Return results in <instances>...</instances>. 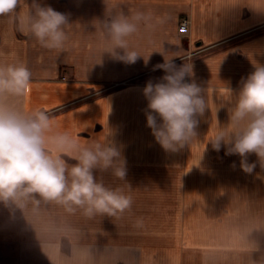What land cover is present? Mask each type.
<instances>
[{
  "label": "crops",
  "instance_id": "crops-1",
  "mask_svg": "<svg viewBox=\"0 0 264 264\" xmlns=\"http://www.w3.org/2000/svg\"><path fill=\"white\" fill-rule=\"evenodd\" d=\"M42 2L69 16L67 40L61 50L44 48L21 30L27 4L11 18L0 17V64L22 62L32 73L30 91L19 99L25 111H45L54 131L67 132L81 144L104 142L110 136L126 160L125 180L186 177L192 167H199L195 164L217 155L209 142L221 127L229 126L228 115L242 78L254 70L253 64H264V0ZM138 12L151 15L152 27L141 22L138 31L127 38L129 50L141 57L126 64L107 53L112 45L101 20ZM181 17L189 19L184 32L179 30ZM164 58H173L177 66L193 65L208 108L199 118L198 136L174 153L156 143L145 115L143 88L165 74L162 69L153 70ZM248 159L251 163L257 157L253 154ZM226 161L239 162V157L231 155ZM254 175L264 179L259 164ZM104 180L111 187L137 194L111 174H105ZM247 193L254 192L248 187ZM243 205L240 212L229 208L220 225L204 221L201 211L197 212L200 218L194 219L188 236L190 260L176 251L155 256L153 247L138 244L140 238L146 242L153 238L147 233L150 229L139 225L146 220L132 218L130 211L115 217H88L80 210L68 213L55 202L42 203L31 217L33 230L0 211V264H105L107 253L117 263L125 253L129 264H264V203ZM124 234L128 240L122 243ZM77 243L88 245L80 248Z\"/></svg>",
  "mask_w": 264,
  "mask_h": 264
},
{
  "label": "clouds",
  "instance_id": "clouds-1",
  "mask_svg": "<svg viewBox=\"0 0 264 264\" xmlns=\"http://www.w3.org/2000/svg\"><path fill=\"white\" fill-rule=\"evenodd\" d=\"M22 4H27L29 11L21 19V30L44 48L63 49L68 14L42 0L30 4L27 0H0V17L17 15ZM141 22L152 27L151 15L138 12L101 20L112 45L107 53L134 64L141 56L129 50L127 38L138 31ZM155 69L165 74L157 82L149 80L143 88L147 127L165 152H178L198 136L199 118L208 109L204 88L195 79L193 65L177 66L173 58H164ZM253 69L242 78L228 115L229 126L221 127L209 142L217 152L223 147L225 155L238 156L239 169L247 175L253 174L257 164L264 169V64H253ZM31 77L22 62L0 64V211L33 230L31 217L42 203L55 202L68 213L80 210L88 217H115L130 209L131 196L104 180L105 174L125 180L121 148L110 136L104 142L81 144L67 132L54 131L45 111H25L19 99L30 91ZM252 154L257 160L250 163ZM231 166L235 168V162Z\"/></svg>",
  "mask_w": 264,
  "mask_h": 264
},
{
  "label": "rangeland",
  "instance_id": "rangeland-1",
  "mask_svg": "<svg viewBox=\"0 0 264 264\" xmlns=\"http://www.w3.org/2000/svg\"><path fill=\"white\" fill-rule=\"evenodd\" d=\"M222 148L217 155L209 156L210 160L195 164L199 167H192L186 177L171 175L168 178L139 177L135 179V182L132 178L123 180V187H133L137 193L132 195V191L124 192L132 198L131 208L125 212L130 211L128 215L134 219L146 220L139 225L143 229H150L147 233L151 239L153 238L151 242L140 238L138 244H148V248L151 249L153 247L155 256L161 254L162 251H176L183 252L186 259L190 260L192 257L187 249L190 244L188 236L191 234L194 219L200 218L196 215L197 212L201 211L204 221L220 225L223 224V219L227 217L230 209L237 210L238 208L236 212H240L243 203L245 208L248 202L254 206L264 203V179L255 176L254 172L251 175L243 174L237 161H234L236 167L233 168L231 166L233 162L226 161L228 155H225ZM228 163L230 164L227 165ZM259 179L262 180L260 185L258 184ZM259 186L262 193L257 194ZM248 187L251 192H254L253 194L248 195ZM194 208L197 210H192ZM124 216L127 215L124 213ZM123 233L127 234V232ZM126 234L122 237V243L128 240H126ZM167 234L168 240L165 241L163 237ZM236 240L238 239L234 241ZM77 245L81 248L88 243L84 245L77 243ZM129 250V248H124L123 251ZM123 254L125 253H122L121 261L118 260L117 263V260L114 261L113 257L107 253L105 264H129L126 262L129 256L127 259Z\"/></svg>",
  "mask_w": 264,
  "mask_h": 264
},
{
  "label": "built area",
  "instance_id": "built-area-1",
  "mask_svg": "<svg viewBox=\"0 0 264 264\" xmlns=\"http://www.w3.org/2000/svg\"><path fill=\"white\" fill-rule=\"evenodd\" d=\"M188 26H189V19L187 17H181L179 21V30L181 32H184L187 30Z\"/></svg>",
  "mask_w": 264,
  "mask_h": 264
}]
</instances>
